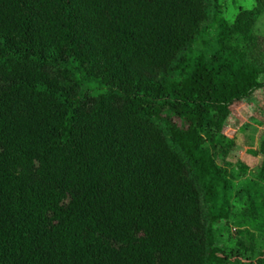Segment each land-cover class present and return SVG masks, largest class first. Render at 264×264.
<instances>
[{
    "label": "trees",
    "instance_id": "obj_1",
    "mask_svg": "<svg viewBox=\"0 0 264 264\" xmlns=\"http://www.w3.org/2000/svg\"><path fill=\"white\" fill-rule=\"evenodd\" d=\"M263 6L0 0V264H264L238 232L215 246L257 196L215 158L264 87L243 39Z\"/></svg>",
    "mask_w": 264,
    "mask_h": 264
},
{
    "label": "rangeland",
    "instance_id": "obj_2",
    "mask_svg": "<svg viewBox=\"0 0 264 264\" xmlns=\"http://www.w3.org/2000/svg\"><path fill=\"white\" fill-rule=\"evenodd\" d=\"M215 35L214 28L206 35L200 34L191 45L192 55L208 59L216 50ZM243 39L250 46L252 41L255 50L248 60L260 69L258 81L264 85V6ZM220 136L222 152L215 158L216 164L232 181L234 191L253 187L257 196L252 204L244 201L243 194L233 198L229 220L216 225L223 233L215 246L227 251L238 232L253 242L256 251L264 249V182L260 179L264 177V87L230 108Z\"/></svg>",
    "mask_w": 264,
    "mask_h": 264
}]
</instances>
